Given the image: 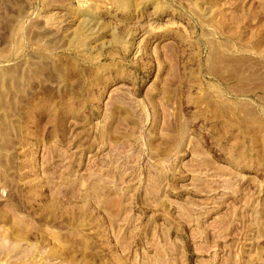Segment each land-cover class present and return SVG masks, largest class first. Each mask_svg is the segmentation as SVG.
Listing matches in <instances>:
<instances>
[{"label":"rangeland","instance_id":"1","mask_svg":"<svg viewBox=\"0 0 264 264\" xmlns=\"http://www.w3.org/2000/svg\"><path fill=\"white\" fill-rule=\"evenodd\" d=\"M0 264H264V0H0Z\"/></svg>","mask_w":264,"mask_h":264}]
</instances>
